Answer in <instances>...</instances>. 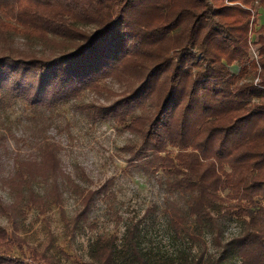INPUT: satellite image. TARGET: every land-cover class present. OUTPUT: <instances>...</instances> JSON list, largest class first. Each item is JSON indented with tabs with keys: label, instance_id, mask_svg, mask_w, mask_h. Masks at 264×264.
Listing matches in <instances>:
<instances>
[{
	"label": "trees",
	"instance_id": "trees-1",
	"mask_svg": "<svg viewBox=\"0 0 264 264\" xmlns=\"http://www.w3.org/2000/svg\"><path fill=\"white\" fill-rule=\"evenodd\" d=\"M258 12L264 16V0H0V92L50 105L112 79L120 90L104 88L117 98L99 111L139 137L131 160L151 155L170 174L166 186L182 202H167L169 227L191 243L206 232L215 238L214 253L182 255L178 264H264V23H257ZM11 31L38 39L44 50L16 45ZM4 140L0 135V168ZM56 154L47 143L36 158L21 159L13 173L0 176L13 194L11 202L0 195V213L14 219L23 204L44 210L50 192L60 203L71 185L80 197L72 232L87 222L108 186L79 189ZM34 179L48 184L45 195L30 186ZM224 216L237 219L239 231L221 240ZM22 243L0 225V248ZM88 256L93 264H150L138 223L126 227L121 245L116 235L98 236ZM0 264L61 262L31 251L26 261L0 254Z\"/></svg>",
	"mask_w": 264,
	"mask_h": 264
},
{
	"label": "rangeland",
	"instance_id": "rangeland-1",
	"mask_svg": "<svg viewBox=\"0 0 264 264\" xmlns=\"http://www.w3.org/2000/svg\"><path fill=\"white\" fill-rule=\"evenodd\" d=\"M258 15L257 23H264V17L259 12ZM10 37L16 45L44 50L38 39L21 32L11 31ZM230 69L237 72L238 66L232 65ZM104 87L120 90L116 82L105 78L99 81L98 88L82 89L70 99L50 105H31L10 92H0V135L5 137L8 150L2 158L1 178L13 173L19 160L36 158L50 143L65 175L79 189H98L105 183L108 186L95 197L87 222L73 232L72 218L80 208V197L71 185L62 189L60 203L53 202L50 192L52 197L44 210L23 204V213L14 219L0 213V225L23 242L22 247L13 244L0 248V254L26 261L31 251H37L54 256L61 264H93L88 256L90 243L98 236L116 235L121 245L126 227L133 223H138L140 243L150 264L172 261L178 264L182 255L214 253L217 244L213 234L206 232L200 241L191 243L186 237H176L169 227L166 204L181 203L182 196L168 190L166 181L170 174L155 160L151 163V155L145 160H131L140 139L113 118L102 117L98 107L117 98L107 95ZM30 186L40 196L49 187L40 179L32 180ZM0 195L6 202L13 201V194L3 181ZM219 220L221 240L239 231V222L234 217L224 216Z\"/></svg>",
	"mask_w": 264,
	"mask_h": 264
},
{
	"label": "crops",
	"instance_id": "crops-1",
	"mask_svg": "<svg viewBox=\"0 0 264 264\" xmlns=\"http://www.w3.org/2000/svg\"><path fill=\"white\" fill-rule=\"evenodd\" d=\"M264 17V16H263Z\"/></svg>",
	"mask_w": 264,
	"mask_h": 264
}]
</instances>
